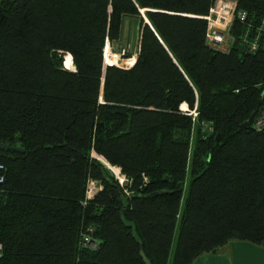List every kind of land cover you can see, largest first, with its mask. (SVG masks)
Listing matches in <instances>:
<instances>
[{"label": "trees", "instance_id": "1", "mask_svg": "<svg viewBox=\"0 0 264 264\" xmlns=\"http://www.w3.org/2000/svg\"><path fill=\"white\" fill-rule=\"evenodd\" d=\"M214 1L0 0V144L23 150L0 149V264H146L140 250L193 264L264 246V40L211 47ZM234 1L264 17V0ZM132 19L135 55L120 45ZM106 45L134 64L105 66Z\"/></svg>", "mask_w": 264, "mask_h": 264}, {"label": "built area", "instance_id": "2", "mask_svg": "<svg viewBox=\"0 0 264 264\" xmlns=\"http://www.w3.org/2000/svg\"><path fill=\"white\" fill-rule=\"evenodd\" d=\"M206 22V41L214 48H221L223 46L231 47L234 42H238L243 46L248 52H254L260 48L262 40H264V17L261 18L259 23H252L248 17L246 11L238 9L236 1L234 0H215L211 5L208 14L202 17ZM236 28V36L233 35V31ZM264 47V44H263ZM108 45L104 48V65L110 66L112 61L122 59V54H115L111 52L109 57H105L106 49L108 50ZM108 51V52H109ZM107 58L110 62L107 61ZM130 60V61H129ZM123 61H128L124 66H118L121 68H130L134 62L135 57L127 58ZM117 66V65H114ZM255 128L259 129L264 125V117L260 116L256 123H254ZM3 166L0 164V188L4 183V173ZM116 170V171H115ZM110 171L115 176L119 185H123L127 180L120 173L118 168H110ZM97 191L96 183L93 181H88L86 188V197L88 200ZM83 245L89 249H95L97 247V242L90 239L88 236L82 238ZM2 255V245L0 244V257Z\"/></svg>", "mask_w": 264, "mask_h": 264}, {"label": "crops", "instance_id": "3", "mask_svg": "<svg viewBox=\"0 0 264 264\" xmlns=\"http://www.w3.org/2000/svg\"><path fill=\"white\" fill-rule=\"evenodd\" d=\"M193 264H264V246L232 241L217 253L200 256Z\"/></svg>", "mask_w": 264, "mask_h": 264}, {"label": "rangeland", "instance_id": "4", "mask_svg": "<svg viewBox=\"0 0 264 264\" xmlns=\"http://www.w3.org/2000/svg\"><path fill=\"white\" fill-rule=\"evenodd\" d=\"M138 26L137 23L135 22V20H126L124 26H123V30H122V38H121V43L120 45H122V47H124L125 50L129 51L131 54L133 53V55H135L136 51H137V47H138ZM109 51V48H108ZM108 54V53H106ZM109 54L111 55V52L109 51ZM109 54L106 55V57H109ZM125 59H119L116 61H112V64L117 65V66H124L125 63H127L128 61H123ZM107 61L110 62V60L107 58ZM130 61V60H129ZM63 67L68 69V70H72L73 66L70 65L69 68L66 67L63 63ZM182 111H186V109H181ZM190 114L194 115V112H191ZM100 159V158H99ZM101 162L103 161L102 159H100ZM107 168L110 170V168H113L111 166H107ZM113 169H116L115 167ZM116 171V170H115ZM168 264H170V260L168 262Z\"/></svg>", "mask_w": 264, "mask_h": 264}, {"label": "water", "instance_id": "5", "mask_svg": "<svg viewBox=\"0 0 264 264\" xmlns=\"http://www.w3.org/2000/svg\"><path fill=\"white\" fill-rule=\"evenodd\" d=\"M147 23V21H146ZM259 108H260V102H258L257 104V107L255 109V111L250 115V117L241 124L240 128L242 130H248V129H251L252 128V125H253V122H254V119L259 111ZM216 140L218 141L219 140V135L217 136ZM0 149H5V150H11V151H15V152H22L23 150L20 149V148H17V147H10L6 144H0ZM140 254L141 256L143 257L144 261L146 262V264H149L147 262V260L144 258L143 254H142V251L140 250Z\"/></svg>", "mask_w": 264, "mask_h": 264}, {"label": "bare ground", "instance_id": "6", "mask_svg": "<svg viewBox=\"0 0 264 264\" xmlns=\"http://www.w3.org/2000/svg\"><path fill=\"white\" fill-rule=\"evenodd\" d=\"M106 53H109L107 49H106V52H105V57H106V55H108V54H106ZM184 109H185V108L183 107V110H184Z\"/></svg>", "mask_w": 264, "mask_h": 264}]
</instances>
